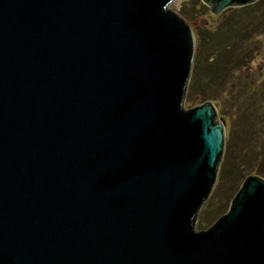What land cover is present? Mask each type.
Here are the masks:
<instances>
[{
    "label": "water",
    "instance_id": "95a60500",
    "mask_svg": "<svg viewBox=\"0 0 264 264\" xmlns=\"http://www.w3.org/2000/svg\"><path fill=\"white\" fill-rule=\"evenodd\" d=\"M173 1L0 0V264H264V177L196 230L227 132Z\"/></svg>",
    "mask_w": 264,
    "mask_h": 264
},
{
    "label": "rangeland",
    "instance_id": "374dc122",
    "mask_svg": "<svg viewBox=\"0 0 264 264\" xmlns=\"http://www.w3.org/2000/svg\"><path fill=\"white\" fill-rule=\"evenodd\" d=\"M253 6L257 7L250 11H242L243 16L238 14L243 18V24L238 27L243 28L245 32H254L243 43L245 63L241 68L233 69L226 75L227 80L223 87L217 84L212 87V92L223 103L222 108L214 104L218 109V119L225 125L226 146L222 155L215 196L209 195L202 205L195 224L197 231L208 229L228 212L232 199L248 177L247 169L251 171L264 169V124L258 120L264 121V116L258 115L257 118L251 116L254 110H259L258 103L260 101L264 103V0L254 2ZM169 9L183 18L194 33V70L198 60L204 62L206 56L216 52L219 45L218 37L210 42L211 45H202L201 39L206 36L207 20H210L209 25L213 28L227 18V13L214 14L211 6L205 4L203 0H175L169 5ZM241 34L243 35L244 32ZM193 70L186 94V108L203 104L198 98L189 96L194 79ZM248 84H252L251 88L247 86ZM239 86L249 89L252 95L256 94V97H243L240 100ZM189 99L192 101L190 102ZM245 117H248V122L244 121ZM245 166L247 168H244Z\"/></svg>",
    "mask_w": 264,
    "mask_h": 264
},
{
    "label": "trees",
    "instance_id": "16d2710c",
    "mask_svg": "<svg viewBox=\"0 0 264 264\" xmlns=\"http://www.w3.org/2000/svg\"><path fill=\"white\" fill-rule=\"evenodd\" d=\"M253 4L238 7L237 9H231L232 11H229V13L226 14L227 18L219 25H215V27L213 28H211L212 26L209 25L210 20H207L206 36H204L205 38L201 39L202 45H209L210 42L217 37L219 45L217 46V51L208 54V56H206V58L204 59V62L198 60V62L196 63L193 70L194 79L189 90V96H191V98H198L203 103L210 100L213 101V103H215L217 106H221L222 108L223 103L220 98H218L217 95L212 92V87L214 84L223 87L227 80L226 75L233 69L237 70L241 68L243 66V63H245L246 61L244 58L245 52L243 51V43L244 40L249 39L254 32H245L243 28H239L238 26H241V23L243 24L242 13L246 10L250 11L251 9L257 7H252ZM238 14L242 16H239ZM242 32H244L243 35L241 34ZM251 85L252 84H248L247 86L251 88ZM239 89L240 100L243 99V97H256V94L252 95L253 93H251L249 89H246L242 86H239ZM254 93H256V91ZM195 94H197L198 96ZM189 101L191 102L192 100L189 99ZM258 104L259 110H254L251 115L254 118H257L258 115L261 117L264 116V103L260 101ZM247 119L248 117H245L244 121L248 122L249 120ZM258 120L261 121L260 123L264 124V121L262 119ZM259 134L260 133H258V135ZM244 168L247 167L245 166ZM261 170L251 171L250 169H247V176L255 174L264 177V169L262 171Z\"/></svg>",
    "mask_w": 264,
    "mask_h": 264
}]
</instances>
